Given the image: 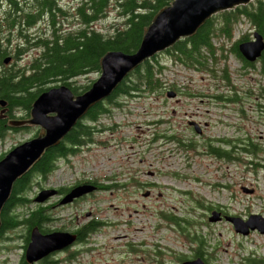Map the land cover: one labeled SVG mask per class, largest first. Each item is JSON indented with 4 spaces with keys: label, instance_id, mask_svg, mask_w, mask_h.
<instances>
[{
    "label": "rangeland",
    "instance_id": "rangeland-1",
    "mask_svg": "<svg viewBox=\"0 0 264 264\" xmlns=\"http://www.w3.org/2000/svg\"><path fill=\"white\" fill-rule=\"evenodd\" d=\"M77 3L76 0L61 2L64 11L65 8L72 11ZM7 8V3L0 1V18ZM120 24L112 4L93 28L108 35ZM68 25L76 26L72 19ZM44 30L48 28L42 23L26 31V35ZM246 31L248 26L244 23L235 26L227 42ZM3 34L8 35L3 47L7 49L6 57L12 58L11 65H27L39 53L26 46V40L18 34H8L6 30ZM18 45L28 51L14 61V49ZM157 59L167 68L163 81L167 86L174 83L182 88L181 95L166 98V90L163 96L133 99L122 96L117 99L120 107L105 101L101 105L108 112L94 123L86 121L94 130L87 141L82 137L80 158L76 155L70 162L57 161L51 175H35L32 179L33 188L47 184L54 188L72 186L83 178L87 182L104 183L112 177L124 185V190L97 193L84 203L65 209L60 218L66 228L74 226L71 223H76V217L82 221L81 217L88 212L107 224L88 236L93 251L81 253L68 263L179 264L177 258L194 257L198 247L193 240L196 236L204 242L202 250L207 264H247L248 260L264 258L262 237L252 235L245 239L226 221L207 222L208 206L227 216L244 218L258 214L264 217V113L256 107L264 76L258 74V65L255 69H242L240 62L227 57L224 67L229 69V80L239 100L228 103L220 111L208 97L200 102L197 97L189 96L229 97L232 94L225 92H232V88L215 86L220 81L216 77L212 79L209 72L173 64L166 54H160ZM214 69V74L219 76V68L214 65ZM99 75L90 74L77 82L91 85ZM189 120L197 121L201 127L207 124L201 135L187 127ZM153 134L176 136L181 144H192V149L183 151L175 142H170L155 143L147 150ZM9 135L0 139V155L21 137ZM210 137L239 140L231 144L235 148H227L236 159L228 161L209 154L205 146ZM240 147L260 150L252 149L257 152L249 155ZM242 187L252 189L253 194L243 193ZM146 191H149L147 198L143 197ZM18 256V252L0 253V264H16Z\"/></svg>",
    "mask_w": 264,
    "mask_h": 264
},
{
    "label": "trees",
    "instance_id": "trees-1",
    "mask_svg": "<svg viewBox=\"0 0 264 264\" xmlns=\"http://www.w3.org/2000/svg\"><path fill=\"white\" fill-rule=\"evenodd\" d=\"M6 2L8 8L0 18V99L8 103V109H31V104L36 98L49 90L51 84L65 85L74 95H80L89 89L90 84H78L77 80L90 74L100 73V60L108 52H121L133 55L139 50L144 29L149 26L154 16L163 8L168 7L173 0H76L78 1L72 11L65 8L63 0H0ZM113 4L121 21L120 27L105 35L93 28L94 24L101 20L108 8ZM75 22V27L69 26V20ZM45 24L48 30L39 34L27 36L26 31L35 25ZM244 23L248 30L259 33L264 41V0H255L246 6H238L231 10L223 11L212 16L189 38H182L170 48L167 53L171 63H175L185 69L209 72L210 77H216L220 82L216 85L222 87L231 86L227 69L220 65L219 76L214 74V65L220 64L226 52L233 54L241 62V68L254 67L246 62L238 52L240 41L246 40L250 35L243 33L236 40L225 44L226 38L232 37L235 26ZM16 33L24 40L26 46L37 49L39 53L31 59L29 64L16 66L4 65L6 59V47L3 42L8 35ZM9 43V40H6ZM18 45L14 49L15 61L28 50ZM227 48V49H226ZM264 56V51H263ZM264 72V57L260 66ZM166 66L161 64L157 56L145 61L141 66L133 70L114 90L107 101L120 107L117 102L119 97L128 98L150 96H163L167 88L181 92L182 88L171 83L166 86L162 75ZM165 85V86H164ZM232 94L228 100L233 103L239 100L235 91L226 92ZM193 96V95H192ZM108 110L100 104L91 107L84 122H78L67 134L65 140L73 144H82V136L88 140L94 127L86 124L94 123ZM230 145V142H225ZM180 148L191 150V147L179 144ZM233 147L229 146L228 148ZM208 153L218 157H224L228 161L236 159L232 157V150L216 147L208 144ZM235 148V146H234ZM245 154L255 155L259 149L240 147ZM65 158V147L57 146L49 148L40 161L21 179L15 186L17 189L32 180L35 175L47 177L56 169V163ZM3 159L0 156V160ZM87 182V181H86ZM93 183V182H88ZM198 204L203 202L198 200ZM9 220L4 219V223ZM34 227L35 224H32ZM101 226H95L97 231ZM198 243L195 250L197 257L203 258L202 246L204 242L198 236L193 239ZM247 264H264L262 260H248Z\"/></svg>",
    "mask_w": 264,
    "mask_h": 264
},
{
    "label": "water",
    "instance_id": "water-1",
    "mask_svg": "<svg viewBox=\"0 0 264 264\" xmlns=\"http://www.w3.org/2000/svg\"><path fill=\"white\" fill-rule=\"evenodd\" d=\"M255 0H173L168 6L160 10L151 24L144 29L139 50L133 55L121 52H108L100 60V75L84 93L74 95L69 87L61 85L50 88L40 94L31 105L30 118L25 121L12 120L8 125L13 128L32 125L39 127L37 136L11 149L0 160V212L10 197L16 181L27 174L45 152L67 136L73 127L81 121L88 110L107 99L117 86L133 70L141 66L153 56L172 48L182 38L195 35L197 30L212 16L245 6ZM253 40L240 43L238 51L245 61L253 63L264 50V42L259 33L254 32ZM11 58L7 57L3 63L8 64ZM175 92L167 91L168 98H174ZM8 110V103L0 99L1 114ZM194 126L195 132L200 133L199 126ZM97 187L92 184H81L61 200L60 204L71 203L74 199L88 195ZM245 194H253L252 189L242 187ZM52 194L39 193L35 201L42 203ZM146 195V193H145ZM220 212H211L208 221H221ZM226 222L233 225L236 233L247 236L252 231L264 235V217L250 215L247 220L238 217H224ZM76 241L75 235L69 233H52L42 236L35 231L31 234V241L26 249L27 262L34 263L49 253L67 248ZM180 264H205L200 258L183 261Z\"/></svg>",
    "mask_w": 264,
    "mask_h": 264
},
{
    "label": "flooded vegetation",
    "instance_id": "flooded-vegetation-1",
    "mask_svg": "<svg viewBox=\"0 0 264 264\" xmlns=\"http://www.w3.org/2000/svg\"><path fill=\"white\" fill-rule=\"evenodd\" d=\"M249 41H252L251 36L246 40L240 41V43ZM263 57L264 56L262 53L259 56L258 60L253 63V66L257 68L258 65V67H260ZM259 75H264V73L260 72V69ZM50 86H52L51 88H55L58 87L59 84H56V86L54 84H51ZM177 95H181V92H177ZM263 96L264 87L259 85L258 96H256V107L260 111V113H264ZM189 97H197L200 102L206 100L205 98L208 97L214 101V104L220 111L225 109L229 103L228 97H223L219 94H214L213 96L206 97L203 95H193ZM104 102L105 101L101 102V104H103ZM29 118L30 110H25L22 108H17L16 110L11 111L8 109L2 114L0 112V139L5 138L8 134H10L9 136H21L20 139H17L16 142L11 145L10 150L17 145L34 139L39 133V127L26 125L19 128H13L8 125L9 121H25ZM190 122H194L200 126L197 121L195 122L189 120L187 121V127L190 130H194L193 127L189 126ZM206 126L207 124H202V130ZM177 139L179 138L173 135L162 136L160 134H153L152 138L148 141L149 143L147 145V150H150L151 145L155 143H170L171 141H173L178 144L176 141ZM121 141L125 143L123 139H121L120 142ZM227 141H229L230 144H233L234 142H238L239 140H231L227 138H208V142H214L216 146L221 147L227 146L225 143ZM132 142L137 143L136 140H132ZM59 145L61 147H65V158H61V161L65 160V163L70 162V158L75 157L76 155L78 156V158H80L79 151L82 149L81 144H73L65 140L64 137L60 141ZM39 177L43 176L39 175ZM16 182L13 185L9 199L3 205L0 212V253L9 255L18 252L19 256L16 264H69L68 261H72V259H75L79 254L92 252L93 248L89 245L88 236L94 232L93 228L95 226H107V224L97 220L95 214H93L92 212H88L83 217H81L82 221H79V218L76 217V223H71L74 226L72 228H66L65 222H62L63 219L60 218V216L64 214L65 209L80 205L97 193H114V191L116 190L121 191L125 189L124 185L116 181L115 177L106 178V182L104 183L93 182V184L97 187V189L93 193L80 197L79 199H75L72 201V203L61 205V200L71 191L73 187L85 184L84 178L83 180L78 181V183H74V185L72 186L69 185L66 187L55 188L50 184H47L45 187L36 185V187L33 188V180H28L23 184L22 187H20V189H17L15 186ZM39 193L52 195L44 199L42 203H37L35 199L37 198ZM143 197H149V191H146V195L144 193ZM222 215L225 214L222 213ZM4 219L9 220V222L4 223ZM244 219H246V217H244ZM32 224H35V226L33 227ZM33 231L39 233L42 236H47L52 233H69L71 235H75L76 241L67 248L63 247L62 249L55 250L42 257L40 260L34 263H29L25 258V252L31 241V234ZM252 235H258L264 239V236L260 235L256 231L250 232L248 236L243 238L246 239L251 237ZM195 256L196 254L194 255V257ZM190 259H194L193 255L186 257V260ZM262 259L264 262V258Z\"/></svg>",
    "mask_w": 264,
    "mask_h": 264
},
{
    "label": "bare ground",
    "instance_id": "bare-ground-1",
    "mask_svg": "<svg viewBox=\"0 0 264 264\" xmlns=\"http://www.w3.org/2000/svg\"><path fill=\"white\" fill-rule=\"evenodd\" d=\"M84 167V166H83Z\"/></svg>",
    "mask_w": 264,
    "mask_h": 264
}]
</instances>
